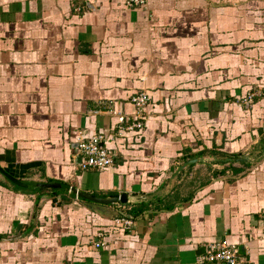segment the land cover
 <instances>
[{
  "label": "crops",
  "instance_id": "crops-1",
  "mask_svg": "<svg viewBox=\"0 0 264 264\" xmlns=\"http://www.w3.org/2000/svg\"><path fill=\"white\" fill-rule=\"evenodd\" d=\"M125 2L0 0V167L144 211L127 230L62 194L35 212L1 173L0 264H223L197 260L213 241L264 264V96L243 99L264 87V0ZM137 89L143 128L120 133ZM79 131L114 164L83 170Z\"/></svg>",
  "mask_w": 264,
  "mask_h": 264
},
{
  "label": "built area",
  "instance_id": "built-area-1",
  "mask_svg": "<svg viewBox=\"0 0 264 264\" xmlns=\"http://www.w3.org/2000/svg\"><path fill=\"white\" fill-rule=\"evenodd\" d=\"M132 1V0H131ZM146 0H133V2L143 3ZM148 96L141 93L133 99L134 105H137L136 115L132 119L121 117V121L117 123L119 130L139 128L143 126L144 109L148 102ZM126 122V125L123 123ZM79 131L77 136L78 150L81 156L79 166L85 169H107L114 163L115 152L106 144V137L103 133L97 132L92 135L84 134ZM264 218V212L261 214ZM100 246V245H99ZM197 260L200 263H223V264H240L241 254L238 246H228L225 242H217L208 244L203 254L199 255Z\"/></svg>",
  "mask_w": 264,
  "mask_h": 264
},
{
  "label": "rangeland",
  "instance_id": "rangeland-1",
  "mask_svg": "<svg viewBox=\"0 0 264 264\" xmlns=\"http://www.w3.org/2000/svg\"><path fill=\"white\" fill-rule=\"evenodd\" d=\"M148 3V0H146V1H144L143 3H139V2H137V3H135V2H133V0L131 1V0H126V2H125V4H126V6L127 7H134V6H136V5H140V6H146V4ZM262 90H258V91H252V92H248L247 93V96L246 97H244L243 99L244 100H246V101H249V102H251L257 95H263L264 96V87L263 88H261ZM141 93H145L147 96H148V102H147V104L145 105V106H143V108H145V107H147V105L149 104V102H150V100H151V95L149 94V92H148V90H146V89H137V90H135V91H133V93L131 94V96H130V103L132 104V106L135 108V109H137V105H134V103H132L133 102V99L136 97V96H138L139 94H141ZM112 113H113V111H112ZM115 114H116V112H115ZM121 117H126L125 115H119L118 116V122H120L121 121ZM123 123L126 125V122L123 120ZM143 128V126L142 127H139V128H131V129H126V128H124V129H121L120 130V133H122L123 131H127V130H129V131H133V130H136V129H138V130H141ZM84 134H86V133H84ZM88 135V134H87ZM105 135V134H104ZM123 134H120V136H122ZM77 136H80L79 134H78V132H77ZM77 146H78V142H77ZM78 149V148H77ZM78 154H79V150H78ZM78 158H80L81 159V156H80V154H79V157ZM114 164V163H113ZM112 166V165H111ZM211 172V171H210ZM212 173V172H211ZM7 178V177H6ZM8 179V178H7ZM22 182H24V181H22ZM25 183V182H24ZM29 184V183H28ZM19 186V185H18ZM45 189H47V188H45ZM22 191V190H21ZM74 198H78L77 196L76 197H74ZM94 204H96V203H91V205L93 206V208H95V209H97V208H101L100 207V205L99 204H97V205H99V206H96V205H94ZM111 205V207H110V209H112L111 210V212H110V215H111V218H112V220H111V223H110V227H112V228H114V229H118V228H120L121 230H127L128 228H131L132 227V225H133V222H134V220H133V218L130 216V215H126V214H124V215H121L120 216V213H121V211L119 210V208H117V205H115V204H110ZM102 211H100V213H101ZM264 212V210L262 211V213ZM261 213V214H262ZM262 218V217H261ZM263 220H264V218H262ZM126 228V229H125ZM108 232H109V230H108ZM123 232V231H122ZM124 233V232H123ZM105 236V234H100L99 235V237L100 236ZM101 236V237H102ZM99 240V239H98ZM98 240H95L94 241V245L98 248L99 247V245L101 246H103V245H105L106 244V242L105 241H102V242H100V241H98ZM217 242H224V241H213V242H211V243H209V244H213V243H217ZM226 243V242H225ZM228 246H230V245H235V244H229V243H226ZM235 246H237V245H235ZM241 254V253H240Z\"/></svg>",
  "mask_w": 264,
  "mask_h": 264
},
{
  "label": "water",
  "instance_id": "water-1",
  "mask_svg": "<svg viewBox=\"0 0 264 264\" xmlns=\"http://www.w3.org/2000/svg\"><path fill=\"white\" fill-rule=\"evenodd\" d=\"M243 157L246 159V156H242L239 160H242ZM80 161V158H78ZM0 173H2L5 177L8 178L9 181L12 183L16 184L17 186L19 185L20 187H25V188H31V189H45V188H58L67 191L70 194H73L77 196L78 198L90 201L92 203H96L99 205H110V204H116V203H121V204H126L128 203L129 197L127 194H122L120 196H96L90 192L84 191L79 189L78 187L67 184V183H37V184H28L24 183L15 176H12L9 174L5 169L0 167Z\"/></svg>",
  "mask_w": 264,
  "mask_h": 264
},
{
  "label": "trees",
  "instance_id": "trees-1",
  "mask_svg": "<svg viewBox=\"0 0 264 264\" xmlns=\"http://www.w3.org/2000/svg\"><path fill=\"white\" fill-rule=\"evenodd\" d=\"M212 153H217V152H216L215 149H213L212 150ZM239 156H240L239 153H229V154H226V157H227V159L229 161H234ZM232 164H233V162L230 163V164H228V168H230L232 166ZM220 174H224V173L223 172H220ZM1 175H3V174H1ZM57 182H59V181H57V180H47L44 183H57ZM37 183L38 182H30V184H37ZM17 187L19 188V190H22V191H25V192H29L31 194H36V199H35V212L38 211V209H39V207L41 205V202H42L43 197H46L48 195H51L53 197H56L57 195H61L62 194V195L76 197L75 195L70 194L67 191L62 190V189H58V188L31 189V188H25V187H20V186H17ZM79 199H81V198H79ZM87 202L90 203V201H87ZM141 208H143V207H140L139 208L138 206H134L131 209H126V210L124 208H120L119 209L121 211L120 216L126 214V215H130L133 219H136L138 216H140L144 212L143 209H141Z\"/></svg>",
  "mask_w": 264,
  "mask_h": 264
}]
</instances>
